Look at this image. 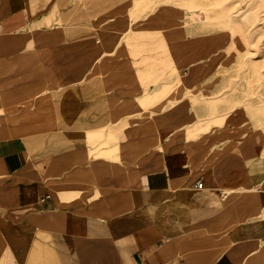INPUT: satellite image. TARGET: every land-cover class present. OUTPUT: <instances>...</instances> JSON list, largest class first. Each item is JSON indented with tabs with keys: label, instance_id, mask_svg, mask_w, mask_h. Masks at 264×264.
<instances>
[{
	"label": "crops",
	"instance_id": "0c3cea01",
	"mask_svg": "<svg viewBox=\"0 0 264 264\" xmlns=\"http://www.w3.org/2000/svg\"><path fill=\"white\" fill-rule=\"evenodd\" d=\"M55 22L0 0V264H264V138L199 103L222 36L168 40L145 94L157 44Z\"/></svg>",
	"mask_w": 264,
	"mask_h": 264
},
{
	"label": "rangeland",
	"instance_id": "374dc122",
	"mask_svg": "<svg viewBox=\"0 0 264 264\" xmlns=\"http://www.w3.org/2000/svg\"><path fill=\"white\" fill-rule=\"evenodd\" d=\"M38 3L65 32L73 14L81 24L94 21V28L117 58L123 55L121 49L134 51L138 45L157 44L161 55L160 78H143L147 85L145 94L151 93V83L164 88L174 78L173 85L179 82V76L163 55L168 40L197 33H211L219 38L228 35L215 66L202 77L218 80L212 93H201L199 98L207 110L204 119L213 124L232 121L241 127V138L253 133L264 138V0H38ZM130 55L136 56L135 51ZM49 99L54 100V96ZM150 106L145 110L149 111Z\"/></svg>",
	"mask_w": 264,
	"mask_h": 264
},
{
	"label": "bare ground",
	"instance_id": "6f19581e",
	"mask_svg": "<svg viewBox=\"0 0 264 264\" xmlns=\"http://www.w3.org/2000/svg\"><path fill=\"white\" fill-rule=\"evenodd\" d=\"M36 0H34V2H35ZM43 2V1H42ZM26 6V5H25ZM172 13V12H171ZM14 15V14H13ZM239 20V19H238ZM238 23V22H237ZM3 25V24H2ZM239 25V24H238ZM230 26V25H229ZM21 27V26H20ZM25 28V27H24ZM230 28H232V27H230ZM242 28V27H241ZM233 29V28H232ZM22 30V29H21ZM245 30V29H244ZM244 30H241V31H243V32H241L242 33V35H243V33H244ZM1 31V30H0ZM64 31V30H63ZM246 33V32H245ZM244 35H246V34H244ZM65 36V35H64ZM244 37V36H243ZM222 38H223V40H228V35H225V34H223L222 35ZM41 66H43V65H41ZM33 73V72H32ZM68 75V74H67ZM61 76V75H60ZM29 77V76H28Z\"/></svg>",
	"mask_w": 264,
	"mask_h": 264
},
{
	"label": "built area",
	"instance_id": "2783aa9c",
	"mask_svg": "<svg viewBox=\"0 0 264 264\" xmlns=\"http://www.w3.org/2000/svg\"><path fill=\"white\" fill-rule=\"evenodd\" d=\"M196 187L199 189H202L204 187V184L202 182H200L196 185Z\"/></svg>",
	"mask_w": 264,
	"mask_h": 264
}]
</instances>
